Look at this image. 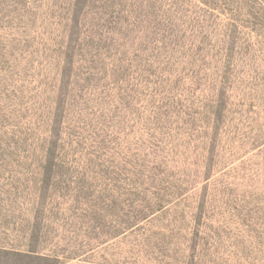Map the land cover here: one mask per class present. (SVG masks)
<instances>
[{
  "label": "rangeland",
  "instance_id": "374dc122",
  "mask_svg": "<svg viewBox=\"0 0 264 264\" xmlns=\"http://www.w3.org/2000/svg\"><path fill=\"white\" fill-rule=\"evenodd\" d=\"M65 2L0 0V245L36 222L86 264H264V0L92 2L59 96Z\"/></svg>",
  "mask_w": 264,
  "mask_h": 264
},
{
  "label": "trees",
  "instance_id": "16d2710c",
  "mask_svg": "<svg viewBox=\"0 0 264 264\" xmlns=\"http://www.w3.org/2000/svg\"><path fill=\"white\" fill-rule=\"evenodd\" d=\"M96 1L97 0H68L69 5L65 2L67 8H65L63 4L64 36H66V40H64L62 44V55L65 61L58 69L60 87L57 94H59V96H61L62 91H65L72 85L70 78L77 76L76 71L79 62L78 53L81 52V45L79 42L80 34H82L86 11L90 7V4ZM217 95H219L220 98L224 97L221 91ZM60 102L58 107L50 113L47 122V130H45V146L43 150L45 155L53 158V162L50 164L52 168L57 166L54 162L55 160H64V156H71L69 153L73 150L72 147H67L66 139L64 140L68 112L65 99L60 100ZM61 164L65 163L61 161ZM160 166H162V163L158 167ZM146 170V167H143L141 174L143 181H149L152 178L153 182H163V179L151 176L150 171ZM162 177L167 179L166 173H164ZM50 181H52V177L47 178L49 184ZM35 224L36 222L29 227L27 233H24L25 235L21 239L23 247L18 248L0 245V264H68L80 258L78 253L63 250L58 251L56 249V251H45L41 247V243L43 242L41 229L38 226H34ZM76 264L86 263L85 261L78 260Z\"/></svg>",
  "mask_w": 264,
  "mask_h": 264
}]
</instances>
